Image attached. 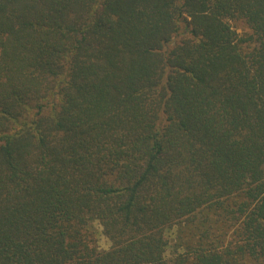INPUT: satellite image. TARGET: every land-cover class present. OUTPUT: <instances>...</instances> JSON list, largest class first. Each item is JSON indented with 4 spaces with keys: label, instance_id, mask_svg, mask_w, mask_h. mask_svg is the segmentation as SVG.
<instances>
[{
    "label": "trees",
    "instance_id": "obj_1",
    "mask_svg": "<svg viewBox=\"0 0 264 264\" xmlns=\"http://www.w3.org/2000/svg\"><path fill=\"white\" fill-rule=\"evenodd\" d=\"M0 264H264V0H0Z\"/></svg>",
    "mask_w": 264,
    "mask_h": 264
},
{
    "label": "rangeland",
    "instance_id": "obj_2",
    "mask_svg": "<svg viewBox=\"0 0 264 264\" xmlns=\"http://www.w3.org/2000/svg\"><path fill=\"white\" fill-rule=\"evenodd\" d=\"M98 245L101 248H107L108 247V243L105 241L103 236H99L98 238Z\"/></svg>",
    "mask_w": 264,
    "mask_h": 264
}]
</instances>
